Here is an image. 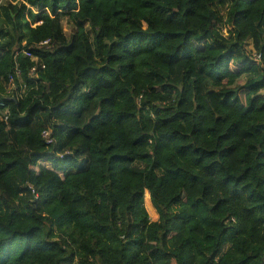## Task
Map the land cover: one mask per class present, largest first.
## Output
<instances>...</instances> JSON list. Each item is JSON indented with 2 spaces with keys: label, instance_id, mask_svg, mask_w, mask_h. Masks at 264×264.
Wrapping results in <instances>:
<instances>
[{
  "label": "trees",
  "instance_id": "1",
  "mask_svg": "<svg viewBox=\"0 0 264 264\" xmlns=\"http://www.w3.org/2000/svg\"><path fill=\"white\" fill-rule=\"evenodd\" d=\"M263 92L264 0H0V264H264Z\"/></svg>",
  "mask_w": 264,
  "mask_h": 264
},
{
  "label": "built area",
  "instance_id": "2",
  "mask_svg": "<svg viewBox=\"0 0 264 264\" xmlns=\"http://www.w3.org/2000/svg\"><path fill=\"white\" fill-rule=\"evenodd\" d=\"M48 43H49V41H45V42H42L41 45H47ZM25 55H26L28 58H30L32 62H35V63H36V62L38 61V59H37L36 57H34V56L31 54V52H29V51H26V52H25ZM257 58H259V57H257ZM35 72H37V67H36V66L33 67V69H32V73L35 74ZM19 74H20V73H19ZM14 81H15L14 77H11V82H12V84H11V88H10L9 91H8V94L11 96V98L17 99V96H18V95H21L23 90H22V91H20V90H16V86H15V82H14ZM24 87H25V86H23L22 89H23ZM44 137H45L46 139H49V133L45 132V133H44ZM48 142L51 143L50 140H48Z\"/></svg>",
  "mask_w": 264,
  "mask_h": 264
},
{
  "label": "rangeland",
  "instance_id": "3",
  "mask_svg": "<svg viewBox=\"0 0 264 264\" xmlns=\"http://www.w3.org/2000/svg\"><path fill=\"white\" fill-rule=\"evenodd\" d=\"M3 1H6V0H3ZM62 27H63V29H62V35H63V37H64L65 42H68L69 39H70V35L73 33V27H72L71 23L69 22V20H68L67 18H64V19L62 20ZM224 32H226V31H224ZM247 49H248L249 51L253 50V49H252V45H251V44L248 45V46H247ZM252 54H253V53H252ZM245 80H246V78L244 79V81H245ZM205 89H207V88L205 87ZM263 93H264V92H263Z\"/></svg>",
  "mask_w": 264,
  "mask_h": 264
}]
</instances>
